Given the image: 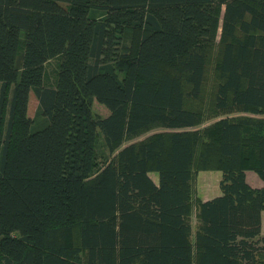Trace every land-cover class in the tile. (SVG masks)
<instances>
[{"label":"trees","instance_id":"1","mask_svg":"<svg viewBox=\"0 0 264 264\" xmlns=\"http://www.w3.org/2000/svg\"><path fill=\"white\" fill-rule=\"evenodd\" d=\"M246 171L264 182V0H0V264H264Z\"/></svg>","mask_w":264,"mask_h":264},{"label":"rangeland","instance_id":"2","mask_svg":"<svg viewBox=\"0 0 264 264\" xmlns=\"http://www.w3.org/2000/svg\"><path fill=\"white\" fill-rule=\"evenodd\" d=\"M57 68H58V58L50 59L44 64L43 74H44L45 84L54 85L55 79H56ZM215 78L216 77H215L212 67L208 68L206 72V81H205V87H204V93H203L204 102H208L211 98V95L213 93V90H212L213 85L216 82ZM36 106H37L36 100L34 98H31L30 104H29L30 117H33ZM92 111L94 114L100 115V116H105L108 113L107 109L103 105L97 103L95 100L92 101ZM209 123L210 121L204 123L201 126L207 125ZM150 133H152V131L147 132L146 134H143L140 137L127 141L125 142V144L140 140L144 138L145 136L149 135ZM150 177L154 181H157V176L155 173H150ZM220 178H221V173L219 171H215V170H196L194 171L193 179H192L193 197L200 198L201 200H206L214 196L220 195V189L218 186ZM246 179L253 187L264 186V182L260 180L253 171H246ZM261 218H262V227H261L260 236H264V212H262ZM190 222H191L192 231H194L195 228L197 227V221H196L194 210L192 211V214L190 216Z\"/></svg>","mask_w":264,"mask_h":264},{"label":"crops","instance_id":"3","mask_svg":"<svg viewBox=\"0 0 264 264\" xmlns=\"http://www.w3.org/2000/svg\"><path fill=\"white\" fill-rule=\"evenodd\" d=\"M207 200V199H206Z\"/></svg>","mask_w":264,"mask_h":264}]
</instances>
